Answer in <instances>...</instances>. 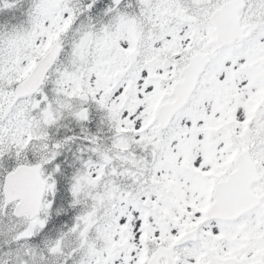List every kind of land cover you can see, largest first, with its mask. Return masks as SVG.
Listing matches in <instances>:
<instances>
[{
  "label": "snow or ice",
  "instance_id": "snow-or-ice-1",
  "mask_svg": "<svg viewBox=\"0 0 264 264\" xmlns=\"http://www.w3.org/2000/svg\"><path fill=\"white\" fill-rule=\"evenodd\" d=\"M0 264H264V0H0Z\"/></svg>",
  "mask_w": 264,
  "mask_h": 264
}]
</instances>
